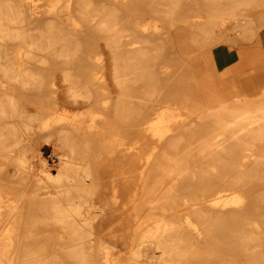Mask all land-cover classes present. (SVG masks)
<instances>
[{
  "label": "bare ground",
  "instance_id": "1",
  "mask_svg": "<svg viewBox=\"0 0 264 264\" xmlns=\"http://www.w3.org/2000/svg\"><path fill=\"white\" fill-rule=\"evenodd\" d=\"M178 21L231 97L173 90ZM263 32L264 0H0V264H264ZM112 168L141 182L128 251Z\"/></svg>",
  "mask_w": 264,
  "mask_h": 264
},
{
  "label": "rangeland",
  "instance_id": "2",
  "mask_svg": "<svg viewBox=\"0 0 264 264\" xmlns=\"http://www.w3.org/2000/svg\"><path fill=\"white\" fill-rule=\"evenodd\" d=\"M183 17L188 16V12L186 9L190 6L188 4V1L183 2ZM202 6L198 5V9L201 10ZM173 29L171 30V34L169 35V38H171L174 41V44H169V49L174 52V55H176L175 58H178L177 55L178 51L176 49H180L183 54L188 55H197L202 56L204 55V49H199L198 46L192 44L189 40V32L187 30L188 25L186 22L178 21L175 23ZM260 34V32H259ZM259 37L260 42L262 43L264 48V32ZM199 49V50H198ZM178 56V57H177ZM181 59L178 58L177 62L173 65L176 69V75H174V80L172 82V88L173 90H179L182 89L186 92L192 93V98H194L197 102H199L202 105L207 104V99H215L216 97H231V93L228 94L227 92H223L221 94L215 93L217 91H223L224 81H213V85L210 86V90L215 91L206 94V89L201 85L202 80V73L204 71L211 72V69L207 70L205 68V64L208 63L201 58L195 59L192 63L189 60V57L186 59V63L184 62V59L180 61ZM205 63V64H204ZM204 64V65H203ZM192 71L195 74V77L192 78L189 74V72ZM196 72V73H195ZM198 72V73H197ZM212 74V73H211ZM222 83L221 85H218ZM245 96V95H240ZM247 96V95H246ZM186 114V113H184ZM190 118H194V113H189ZM264 146V144H262ZM41 154L42 157H45L48 161V164L50 166L55 165L56 159L54 158L53 150L54 147L51 144L46 145L45 147H41ZM53 172H55L53 170ZM135 175V174H134ZM141 182L138 180V178H133L127 168L125 170H122L120 168L118 169H110L104 177L102 190L106 193V200L108 201L109 207H108V216L113 218L115 221L113 222L112 226L113 228L109 230L106 233L107 240L109 242L121 249L122 251H128L131 248V240L128 239L132 236L135 226H136V220L133 219L132 216V207L133 203L128 200V197L130 193L133 192L135 187L138 188V197H140L141 194ZM112 195H116L117 202L116 206H112Z\"/></svg>",
  "mask_w": 264,
  "mask_h": 264
}]
</instances>
